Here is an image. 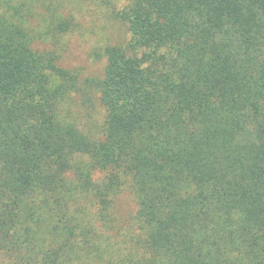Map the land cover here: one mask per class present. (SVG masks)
<instances>
[{"label":"trees","instance_id":"1","mask_svg":"<svg viewBox=\"0 0 264 264\" xmlns=\"http://www.w3.org/2000/svg\"><path fill=\"white\" fill-rule=\"evenodd\" d=\"M70 1L0 0V264H264V0H109L102 76Z\"/></svg>","mask_w":264,"mask_h":264},{"label":"rangeland","instance_id":"2","mask_svg":"<svg viewBox=\"0 0 264 264\" xmlns=\"http://www.w3.org/2000/svg\"><path fill=\"white\" fill-rule=\"evenodd\" d=\"M108 1H70L69 6L76 13L80 24L77 31L69 37L68 48L61 62L69 67L82 68L85 76H102L106 61L98 57L97 53L109 43L126 42L130 36L125 25L111 20ZM110 1L111 6L115 7L127 2L126 0ZM117 205L122 215H127L136 209L135 199L129 194L122 195Z\"/></svg>","mask_w":264,"mask_h":264}]
</instances>
